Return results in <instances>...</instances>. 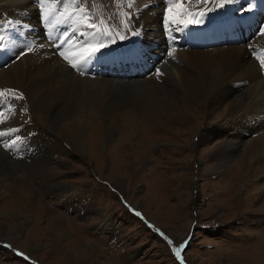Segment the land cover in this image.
Instances as JSON below:
<instances>
[{
  "label": "rangeland",
  "instance_id": "rangeland-1",
  "mask_svg": "<svg viewBox=\"0 0 264 264\" xmlns=\"http://www.w3.org/2000/svg\"><path fill=\"white\" fill-rule=\"evenodd\" d=\"M6 1L0 0V21H4L0 33H6L9 43L0 58V71L22 60L23 77L31 68L34 73L25 85H0V91L13 89L15 96L22 94V99L7 94L0 97V111L8 112L0 131L17 129L0 137V150L8 160L0 166V264H264V220L260 216L264 214V142L260 150L254 143V157L245 154L252 140L264 136V127L248 121L238 124L239 131L228 130L225 125L235 120L232 112H227L229 104L222 101L214 107L207 103L204 109L184 106L187 119L165 129L160 123L145 121L143 112L163 97L183 101L196 93V85L188 84L181 92L138 80L152 68L159 69L155 75L160 77L176 66L187 69L188 55L180 58L176 54L180 48L192 54V62L200 63L202 60L193 53L210 48L204 43V35H193L190 29L202 32L206 27L212 44L219 36L218 23L234 17L244 21L243 33L237 39L232 36L236 39L233 42L221 33L219 46L242 44L264 81V68L254 57L264 60L254 48L256 37L264 35V7L256 8L255 3L264 6V0H233L224 7H217L218 0L207 4L189 0H42L43 4H38L21 0L29 4L26 9L20 8L18 0L15 4ZM177 3L181 6L176 7ZM42 5L46 7L44 22L37 10ZM26 10L36 14V26L45 33L38 44L54 50L51 58L61 57L65 44L63 38L53 41L47 35L56 30L67 32L65 55L74 52L70 60L86 56L89 46L104 47L79 70L69 60L56 59L50 66L44 64L48 60L45 56L32 60L35 56H29L25 36L28 26L22 23L31 19L22 18ZM200 11L206 14L195 17L187 27L172 22L187 21L188 12ZM144 13L155 15L158 23L145 33L150 35L149 45L140 44ZM196 19L201 22L196 23ZM125 20L128 28L122 26ZM237 20L233 29H225L227 34L240 29ZM89 23L96 27H89ZM108 30L111 36L103 34ZM17 44V52L11 51L13 56H8V50ZM173 49L172 56L159 55ZM142 56H154L156 60L141 65L134 70L135 75L125 74ZM200 73L206 79L213 72L206 67ZM103 77L115 80L107 84ZM31 83L56 93L58 106L49 119L39 109L34 110L26 92ZM239 91L244 92V88ZM83 101L86 109L82 108ZM47 102L56 103L54 99ZM98 104L115 111L126 106L124 115L114 122L116 132L108 139L105 128L97 125L101 118L83 120V112L92 115ZM16 109H23L25 118H16ZM244 110H239V116ZM73 120L78 122L74 137L56 147L53 140L61 126ZM31 122L37 131L26 134L24 127ZM4 124L7 126L1 128ZM216 126L221 128L216 130ZM242 128L250 131L245 134ZM228 131L243 140L234 150L227 143L222 152L221 142L230 141L233 135ZM78 138L79 149L75 150L69 142ZM13 140L15 145L5 147ZM58 182L65 186H57ZM184 241L187 244L177 257L174 248Z\"/></svg>",
  "mask_w": 264,
  "mask_h": 264
},
{
  "label": "bare ground",
  "instance_id": "bare-ground-1",
  "mask_svg": "<svg viewBox=\"0 0 264 264\" xmlns=\"http://www.w3.org/2000/svg\"><path fill=\"white\" fill-rule=\"evenodd\" d=\"M6 2H11V4H13V3L15 4L16 0H14V1L13 0H7ZM33 2L38 3V4H40V3L43 4L42 0H41V2L37 1V0H34ZM17 4L20 5V8H23V9L24 8L26 9L27 6L29 5V4H25V3L22 4L21 0H18ZM37 10H38V16L40 15L41 16L40 18L42 19L40 21L44 22L46 7L42 5L41 8L37 7ZM148 10L149 9H147V11ZM26 17H28V18L31 17L30 21H27V20L23 21V19ZM141 17H142L141 20H142L143 25L140 26V28H141L140 35L142 36V37L140 36V39L142 41V43H140V44L141 45L142 44L149 45L150 43L148 41V38L150 35L146 36L145 33L149 28L158 27L157 26L158 23L155 20V18H156L155 15L150 16L149 14L144 13V15ZM221 17H222V15H221ZM22 18H23V19H21L23 21L22 23L24 25L28 26L27 33L25 35L26 41H27V47H28V49L31 48V51H28V54L30 56L32 53L33 55H31V56H35V57H31V59L35 60L41 56L42 57L45 56L48 59L44 62V64L46 63L45 64L46 66L55 62L56 59H59V61H65V59H62L63 58L62 56L61 57L59 56V58L58 57L51 58L50 53H52L54 50L52 48L45 46V45H42V44L39 45L38 44L39 40L44 39L45 33H43L44 31L39 30V28L36 26V22H37L36 14L31 13V11L29 12L28 10H26V12L23 13ZM234 20H237V19H235L234 17H229L227 21L223 20L222 22L218 23L221 25V28L219 29V36H217V38L214 40V42L212 44H210L211 38L207 35L208 31H207L206 27L204 28V31H202V32H197L195 29L192 30L189 28L193 35H204V43L207 44V47L210 48L206 51L202 50V52H201V50H200V51H197L196 53H193L197 59L202 60L198 64H195L194 62H192L190 60V58L192 57V54H190V52L186 51L183 48L176 50V54H178V56L180 58H181V55H188V59L186 60V62L189 65L188 68H191V69H188V68L185 69L183 66L182 67L176 66V67H173V69L166 70L163 77H160L159 75H155L157 68H155V69L152 68L151 72H149L143 78L138 79L139 81H142V83L157 82V83L163 84L165 89H167L169 87L168 89H170V90H177L178 89V91H181V92L186 91L188 84H195L196 89H197L195 94H189V95L185 96L184 99H182L183 101H181V102L177 101L174 98L173 99H167L166 97H163L159 101H157V103H155V104L152 103L153 108L149 107L147 110H145L143 112L142 116L145 119V121L147 120V121L152 122L154 124L160 123L159 124L160 127H164L165 129H167L170 125H173V124L176 125L179 122L185 121L187 119V116L184 114V110H185L184 106L190 107L192 105H196L198 108L204 109V107L207 105V103H209L208 106L214 107V106L220 105V103L222 101H224V102H226V104H229L227 112L228 113L232 112L231 115L234 118L233 120H235V121H232L231 123H228L227 125H225L226 127H228V130H230V128H232V130H233V128H234L235 131H239L241 129H240V127H238L239 126L238 124L242 123V122H248V121H253V123L258 128L264 127V81L261 79V76L259 75V73L256 70V66L253 63L254 60L252 61L248 57L249 52L247 53L245 51V48H243V46H241L242 44L241 45L236 44L234 46H228V47L219 46L220 45L219 41L221 40V33L227 38L228 41H232V42L235 41L237 38H239V36L243 33L242 27H243L244 21H239V20H237V21L240 22V26H239L240 29L238 31L232 30V35L226 33V31H225L226 28L233 29L235 27V24L233 22ZM214 25L215 24H212V26H210L209 30H211ZM46 32H47V27H46ZM249 32H250V28L247 31L248 36H249ZM66 33H67L66 31L59 33L57 30L52 32V33L47 32V35L52 37L53 41H54V39H57V38H59V39L63 38L65 44H62L64 46L61 47V52H64V53H65V45L68 43V42L66 43ZM232 36H235L236 39L233 40ZM144 37H146V38H144ZM18 38H20V37H18ZM52 38H50V39L52 40ZM255 40L258 43L254 45V48L257 49L258 52L260 51L262 53V55L264 56V35L256 37ZM55 43L57 44V42H55ZM159 53H160L159 55H163V57H165V58L168 56V53H164V52H159ZM36 56H39V57L37 58ZM67 56L68 57L74 56V52L72 53V55L69 54ZM254 57L257 58L259 63H261V60H263L260 57H257V56H254ZM28 58H30V57H28ZM152 60H156V57L149 56V59H148L146 56H142L138 59H135L133 62H136V66L130 67L129 71L125 74L129 75L131 73H134L132 75H135L136 71H134V70H138L141 65L147 64L148 61H152ZM21 61L14 63L12 66L7 68L6 70L0 71V85L3 84L2 86H7V87L17 86L18 87L21 85H25L27 83L26 79L29 78L30 75L32 73H34V71L32 72V68H31L30 73L28 72L29 73L28 76L23 77V74H22L23 63ZM132 63L129 65H132ZM159 63L160 62H156L157 67L160 66ZM162 64L164 65V63H162ZM154 66H155V64H154ZM206 67L208 69H211L213 72L211 77L206 78V79H209V81H207L205 79V76L202 73H200V71L206 70ZM118 68H120V67H118ZM197 74L199 76H197ZM82 76H84V75H82ZM129 76H131V75H129ZM101 77H99V78H101ZM103 78L104 79H101V80L107 81L106 82L107 84L112 83V82H109V80H115V79H108L106 77H103ZM83 81H84V79H83ZM33 84L31 83V85H30L31 88L26 87V92H28L29 96L31 97V104H32L34 110L39 109V111L42 112V114H44L43 115L44 118L49 119V116L51 114H53V112L55 111L54 109H57V106H58V104H57L58 99L56 97L57 95H56V93L53 94V92L50 94V92H51L50 90H46L42 87H39L36 84H34V85ZM114 84H115V82H114ZM218 87H220V89ZM239 88H242V89L244 88V92H240L241 90L239 91ZM213 92H216L217 94L213 95ZM120 93L122 94V92H120ZM129 93H128V95H129ZM210 94H211V98L209 97ZM52 95H53V97H52ZM58 97H60V95ZM110 97H111V95H110ZM186 98L189 100H186ZM53 99L56 101V103L53 102L51 105H49L47 101L48 100L51 101ZM82 104H83L82 108L86 109L87 107H86L85 101H83ZM241 104H243V105H241ZM244 106L247 107L246 111L243 109ZM17 108H18V106H17ZM123 109H126V106L125 107L122 106L121 110L115 111V110H109L105 106L98 104L97 107H95V110L93 109L94 112L92 113V115H85V113L83 112V114H84L83 120L85 121L86 118H88V117H91V118L92 117L93 118L99 117V118H101V122H99L97 125L100 128H103V127L105 128L104 132L106 133L105 135L108 139L110 134L116 132L117 129L115 130V128H116L117 124H115L114 122H115V120L120 118L122 115H124V114H122ZM240 109L245 111L241 116H239V110ZM14 112L16 114H18V115H15L16 118H19V117L25 118V116H26V114L24 113L25 111L23 109H16V110H14ZM7 113H8L7 111L4 112V114H6V115H7ZM15 113H12V115ZM72 115L75 116L74 118L77 120L78 115L77 114L75 115L74 113H72ZM8 116H9V114H8ZM113 116H116V118L114 119ZM129 117L137 119L136 116H129ZM138 119H139V117H138ZM7 121H9V120H7ZM6 126H7V124H4V126L1 128H5ZM77 126H78V122H76L75 120H73L72 123H68V122L63 123V125L61 126V128L58 132L57 137L54 138V140H53L55 146L58 147L61 144V142H63V141H67V140L70 141L75 135V130H76ZM235 126H237V127L235 128ZM32 127H33L32 122L27 124V126L24 127V132L27 134L30 130H33V133L35 134V132L37 130H36V128H32ZM215 128H216V130H219V128H221V127L216 126ZM244 129L245 128H242V130H244ZM39 130H41V129L39 128ZM54 131H55V129H54ZM248 131H250V130L245 129L243 133L246 134ZM228 132L230 133L231 131H228ZM100 133H101V131H100ZM231 133L233 135H232V137L229 136L230 141L227 142L224 140L223 142H221V146L219 149L222 152L226 151V149H227L226 147H228V145L226 146L227 143L228 144L231 143V146H234V148L232 150H234V149L238 148L239 142L243 140V137H239V136L234 137V135H236V134L233 132H231ZM238 134L241 135V132H239ZM200 138H201V136H200ZM45 141H46V139H45ZM78 141H79V138L73 140L72 142H69V144L75 150H78L79 149L78 144H77ZM255 142L257 143V147L255 149L260 150L262 143L264 142V136L262 135L261 137L256 138V140H252L250 142L248 149H245V154H246L247 158L249 156H253L254 154H256V151H254L255 149H253ZM59 149L61 150V148H59ZM52 152H53V150H52ZM228 152H229V150H228ZM67 153H63V155H66ZM10 154H11V151H10ZM7 163H8V160L7 161L5 160V156H4L3 152L0 150V166L1 165L4 166ZM48 171L49 170L46 169V172H48ZM245 174H247L246 171H245ZM247 175H249V174H247ZM57 186H65V185H63L62 182H58ZM66 188H67V186H66ZM61 194H63V193H61ZM260 216L263 217L261 220H264V214H261ZM260 216H259V218H260ZM262 222H264V221H262ZM254 246L255 245H253L252 248ZM109 256H113V255L109 254Z\"/></svg>",
  "mask_w": 264,
  "mask_h": 264
},
{
  "label": "snow or ice",
  "instance_id": "snow-or-ice-1",
  "mask_svg": "<svg viewBox=\"0 0 264 264\" xmlns=\"http://www.w3.org/2000/svg\"><path fill=\"white\" fill-rule=\"evenodd\" d=\"M208 2H209V0H189V3H197V4H207ZM232 2H233V0H218L217 7H224L226 4H229V3H232ZM128 6L131 7L132 5L129 4ZM180 6L181 5L179 3L176 4V7H180ZM250 9H251V5H249V10ZM80 11L83 12L84 9H80ZM169 11H171V9H169ZM205 14L206 13L204 11H200L198 13L188 12L187 15L190 17V19H188L187 21L181 19V20H173L172 22L176 23V24H183L185 27H187L189 24H191L193 22V19L195 17H197V16L203 17ZM84 21L85 22L88 21V17L87 16L84 17ZM195 22L196 23H200L201 21L199 19H196ZM101 23H104V21H101ZM122 26L124 28H128L129 27L128 21L127 20L122 21ZM89 27L95 28L96 25L93 24V23H89ZM110 28H111V26H109V29ZM103 34L111 36L112 35V31L108 30V31H105ZM133 34L135 35L136 33L133 32ZM116 35H120V33H116ZM120 38L123 39L124 37L121 36ZM5 39L6 38H5L4 35H0V49L5 47V44L3 43V41ZM112 42L114 43L115 41L113 40ZM89 47H90L91 50L87 53V55L86 56H80L79 59H77V60H70L69 57L67 55H65L64 52H61L60 55L65 60H69V63L71 64V66L73 68H78V70H79V68L82 66V63H87L88 60L91 59L92 56H94L98 51H100L104 47V45L101 44L99 47H92V46H89ZM29 51H31V48H29ZM174 51H175V49L170 51L168 53V55L172 56ZM261 65H262V67H264V60H261ZM157 71L159 72V69ZM6 94L15 96V90H13V89H5L3 91H0V97H4V96H6ZM15 98L22 99V94L19 95V96H15ZM8 110L11 111V106H9ZM7 118L8 117L5 116L4 112L0 111V124H3ZM15 131H17V129H14V128L13 129H9L7 133L3 132V131H0V137H3L5 135H8V134H10L12 132H15ZM16 140H19V137H17ZM16 140H13L11 142V144H5V147H8V148L12 147L13 145H15ZM137 215H139V213H137ZM168 243L172 244L173 241L169 240ZM186 244H187V241H184V242L180 243L177 247L174 248V252L177 255V257L180 256V253L184 249ZM18 254L19 255H23L22 253H18ZM181 264H183V262H181Z\"/></svg>",
  "mask_w": 264,
  "mask_h": 264
}]
</instances>
